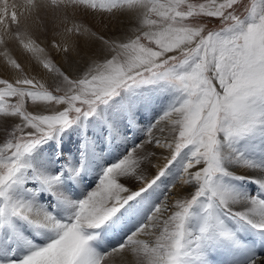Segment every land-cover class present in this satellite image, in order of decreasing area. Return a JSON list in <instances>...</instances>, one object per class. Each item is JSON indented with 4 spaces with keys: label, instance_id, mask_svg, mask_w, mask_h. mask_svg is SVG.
<instances>
[{
    "label": "snow or ice",
    "instance_id": "1",
    "mask_svg": "<svg viewBox=\"0 0 264 264\" xmlns=\"http://www.w3.org/2000/svg\"><path fill=\"white\" fill-rule=\"evenodd\" d=\"M0 67V264H264V0H0Z\"/></svg>",
    "mask_w": 264,
    "mask_h": 264
},
{
    "label": "bare ground",
    "instance_id": "2",
    "mask_svg": "<svg viewBox=\"0 0 264 264\" xmlns=\"http://www.w3.org/2000/svg\"><path fill=\"white\" fill-rule=\"evenodd\" d=\"M90 26L93 28L94 31H98V32H101V33H104V34H109V35L112 34V31L107 30V29L104 28V26L101 24V21L98 18L95 21H92L91 24H90ZM121 27H124V25H117L116 26V30L118 31ZM41 39H43V37H41ZM86 52H88V49L87 48H84V51L81 52V55L80 56H76V54L73 53V54H70L68 57H65L63 54H56L55 52H52V55L61 64L66 63L69 60V58L74 59V60H78V62H81L82 63V62H85V60L87 58V56L85 55ZM88 54L90 55V53H88ZM21 59H22L23 63L25 64V67L26 68H28L29 70H33V71H39L38 68H34V64L33 63H30L29 60H27V59H25L23 57H21ZM75 69L76 68H73L74 71L73 70L72 71L75 72ZM0 74L2 76L6 77V78L9 77V75H10V73H8V72H6V71L3 70V67H0ZM156 151H157L158 155L162 152V150H160V149H156ZM166 154L167 153H164V155H166ZM153 163H158V164H160L162 166L163 163H164V160L163 159L154 160ZM148 172H149V174H152V173L155 172V169L154 168H151L149 166ZM128 183H129V187H132L134 190H135L136 187H138V185H136L135 183H132V182H128Z\"/></svg>",
    "mask_w": 264,
    "mask_h": 264
},
{
    "label": "rangeland",
    "instance_id": "3",
    "mask_svg": "<svg viewBox=\"0 0 264 264\" xmlns=\"http://www.w3.org/2000/svg\"><path fill=\"white\" fill-rule=\"evenodd\" d=\"M210 27H219V22L218 21H214L211 25H210ZM54 57V56H53ZM54 59L56 60V58L54 57ZM87 59V58H86ZM57 61V60H56ZM78 60H74V59H71V58H69V60L66 62V63H63V64H61L59 61H57V63H59V64H61L63 67H65L66 69H68L69 68V66H71V70H73V68H77V67H83V65H84V62H78ZM67 64V65H66ZM69 64V65H68ZM79 65V66H78ZM82 65V66H81ZM76 66V67H75ZM76 70V69H75ZM74 71V70H73ZM0 76H2L1 74H0ZM2 77H4V76H2ZM6 78V77H5Z\"/></svg>",
    "mask_w": 264,
    "mask_h": 264
}]
</instances>
